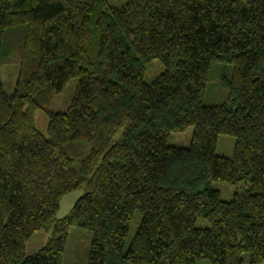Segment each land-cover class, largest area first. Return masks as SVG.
Returning a JSON list of instances; mask_svg holds the SVG:
<instances>
[{"label": "trees", "instance_id": "obj_1", "mask_svg": "<svg viewBox=\"0 0 264 264\" xmlns=\"http://www.w3.org/2000/svg\"><path fill=\"white\" fill-rule=\"evenodd\" d=\"M18 29L14 45L40 55L14 92L0 80V264H62L73 226L92 231L87 264L264 263V0H0V69ZM151 60L165 71L147 83ZM214 61L233 66L229 95L205 104ZM72 77L67 111H46ZM189 126L188 147L168 143ZM213 181L247 186L224 200Z\"/></svg>", "mask_w": 264, "mask_h": 264}, {"label": "rangeland", "instance_id": "obj_2", "mask_svg": "<svg viewBox=\"0 0 264 264\" xmlns=\"http://www.w3.org/2000/svg\"><path fill=\"white\" fill-rule=\"evenodd\" d=\"M109 4L115 7H121L126 0H108ZM21 30H11L5 39V48L3 52L2 65L0 69V80L2 89L7 93H12L18 87V82L22 76L29 74L26 70L27 65L31 68L35 66L39 58V49L26 51L16 47L13 40L20 35ZM144 80L151 83L157 76L165 71V65L159 60H151L145 63ZM233 66L227 62H212L208 74V79L204 92L205 104H216L228 99V88L224 83V79L232 76ZM79 84L78 77H72L60 91H55L52 98L46 105V111L50 112H66L73 98L75 97ZM36 124L38 128L45 132L47 130V114L40 109L35 114ZM193 127L189 126L181 132H171L168 137V143L180 147H188L192 138ZM236 138L229 134H220L217 140L216 153L218 155L231 157L234 153ZM247 182L241 181L238 184H231L223 181H213V187L221 192L224 200H231L236 192H241L246 188ZM81 189L75 190L66 195L61 203L58 211V217L65 216L74 205L75 201L81 196ZM142 213L137 209L134 211L128 235L126 237L124 251L126 252L130 243L141 223ZM207 221L198 217L196 226L205 227ZM49 233L44 230H37L26 241V254H32L39 250L47 241ZM93 234L92 231L73 226L70 229L68 242L64 254L62 264H87L88 253L90 250ZM198 264H211L208 259H203ZM244 264H250L249 255H244ZM264 264V263H262Z\"/></svg>", "mask_w": 264, "mask_h": 264}]
</instances>
